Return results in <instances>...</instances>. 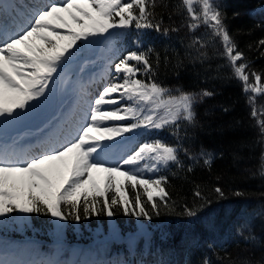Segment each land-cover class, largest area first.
<instances>
[{
    "label": "snow or ice",
    "instance_id": "snow-or-ice-1",
    "mask_svg": "<svg viewBox=\"0 0 264 264\" xmlns=\"http://www.w3.org/2000/svg\"><path fill=\"white\" fill-rule=\"evenodd\" d=\"M181 6L187 14L182 26L192 33L206 29L207 39L193 36L188 47L202 60L207 52L201 49L220 39L224 50L219 54L245 94L252 93L251 115L264 134V106L257 109L255 102V94L264 93L261 76L251 73V83L247 63H237L243 53L223 23L222 6L216 0H181ZM154 8L155 0H0V216L37 213L79 221L93 212L113 217L116 207L126 216L151 220L161 206L175 203H169V178L163 173L183 167L180 133L184 125L196 126L195 105L212 93L169 89L157 81L161 57L140 33L167 36L178 29L162 27ZM133 30V47L115 49L114 37ZM100 43L112 45V55L103 58L99 77L85 79L83 74L96 63L87 53ZM33 119L40 121L30 133L34 145L22 146L19 135L10 144L3 142L8 128ZM153 130H169L176 142L143 139L130 146L138 135ZM199 157L211 167V153ZM261 168L264 175V163ZM212 191L223 198L219 186ZM194 196L209 202L199 186ZM181 215L193 218L197 210L186 207ZM245 226L250 229V222ZM237 234L243 236L239 229ZM243 238L255 240L251 232ZM229 264L253 262L241 258Z\"/></svg>",
    "mask_w": 264,
    "mask_h": 264
},
{
    "label": "trees",
    "instance_id": "trees-1",
    "mask_svg": "<svg viewBox=\"0 0 264 264\" xmlns=\"http://www.w3.org/2000/svg\"><path fill=\"white\" fill-rule=\"evenodd\" d=\"M224 13L226 25L237 50L243 53L247 63L246 74L255 84L251 73L261 76L264 84V0H217ZM154 12L157 19L163 18L162 27L177 28L167 36L149 30L140 33L145 45H152L161 57L157 81L165 88H180L184 91L200 92L207 90L211 96L204 97L195 105L196 126L184 125L180 133L179 153L183 167H170L163 174L169 178L166 190L170 194L171 207L161 206L159 215L153 214L151 220L135 216H126L122 210L114 207L115 215L108 217L104 213L93 212L79 221L71 217L66 222L69 231L67 246L79 249L76 252L86 253L70 262L56 259V264H229L247 258L253 264H264V175H261L264 163V134H261L256 119L251 115L252 106L248 95L243 90V83L234 77L227 59L219 53L223 45L219 38L210 40L205 49L206 59H197L195 48H189L193 36L207 39L206 29L201 26L195 33L184 25L186 9L181 0H155ZM136 33L123 32L116 36L119 50L132 48L131 41ZM167 56V62L164 57ZM154 59V57H153ZM256 95V107L264 106V93ZM162 139L175 143L176 138L169 130H153L149 134L137 136V142L143 139ZM187 149V153L184 152ZM201 152L211 153V167L203 164ZM196 157L198 159H189ZM192 167L189 172L188 167ZM199 186L209 202L198 199L194 192ZM219 186L224 192L223 198L212 189ZM142 197L146 199L142 188ZM242 193L237 196L236 193ZM129 187V197L134 196ZM111 196L112 193H109ZM100 205H97L99 210ZM150 207V205H149ZM187 208H195L197 216L189 218L181 215ZM67 214V207L64 208ZM256 213H261L259 216ZM28 224L23 226L27 232H15L17 220L0 230V235L12 239L33 238L39 241L40 247L49 251L50 243L46 234L50 230L51 215L27 214ZM9 216L18 217L17 214ZM114 222L123 232L115 238L105 239L108 247L105 253L109 260L98 261L89 253L96 251L89 247H100L93 244L90 232L102 231L109 222ZM250 222V229L245 226ZM26 223V221L24 222ZM76 224V225H75ZM13 226V227H12ZM75 227L77 229H75ZM138 227L144 231L142 238L130 246L126 239ZM19 228H17L18 230ZM89 229V230H88ZM243 236L237 234V230ZM38 231L44 234L41 237ZM130 232V233H129ZM249 232L255 240H245ZM24 234V235H23ZM26 236V237H24ZM90 238V239H89ZM82 242V243H81ZM77 253V254H78ZM118 263H113L111 256ZM100 257V256H99ZM75 259V258H74ZM53 261V260H52ZM40 264V263H39Z\"/></svg>",
    "mask_w": 264,
    "mask_h": 264
},
{
    "label": "rangeland",
    "instance_id": "rangeland-1",
    "mask_svg": "<svg viewBox=\"0 0 264 264\" xmlns=\"http://www.w3.org/2000/svg\"><path fill=\"white\" fill-rule=\"evenodd\" d=\"M122 33L120 35H122ZM113 44L115 46V49H118V44H117L115 37L113 39ZM111 48H112V45H105L104 43H100V44L95 45L92 49L88 51L87 55L91 59L95 60L96 63L94 66H91L89 69H87L86 72L83 74L85 79H87L91 75H96L97 77H99V74L102 72L103 66H104L103 58L106 56L112 55ZM73 70L74 71L76 70L75 65H74ZM261 86H264V84L261 83ZM39 123H40L39 120L33 119V120L25 121L17 126L8 128L3 137V142L8 143L9 139L13 140L19 135L23 137L21 141L22 146L28 147L30 145H34L36 143V139L30 133L35 130L36 126ZM26 129H29V131ZM30 129H33V130H30ZM136 139L137 137L134 140H132V143L130 146L136 145L137 143ZM98 175H103V174L93 173L94 177ZM17 215L18 217H16L15 219L14 217H11V216H0V230L2 228H5V231H10L11 228L9 227V230H8L7 226H9V224L12 221L14 223V220H17L18 223L14 225L16 226L15 227L16 230L14 229L12 230L17 233L27 232L28 229H24L23 226L25 224H28L27 222L29 218L28 215L23 214V213H20ZM25 221L26 223H24ZM49 227H50L49 233L46 234V237H48L50 240V243L46 244L50 248L48 252L43 250L39 245V241H36L33 238L12 239V238H9V236L6 235V233L4 235H0V261H8V262L19 261L21 262V264H33V262H35V264H39L40 262L50 261L51 257L54 259L58 258V259H67L68 261H73L74 258L80 257L81 254H84V255L86 254L83 252H79V253L76 252L79 249L77 250L73 249L74 246L72 247L67 246L66 243L68 242V239H65V238H66L67 232L69 231L68 229L69 227L65 221H60L58 220V218L52 217ZM17 228L19 229L17 230ZM75 229L77 228L75 227ZM143 231L144 230L141 227H138L136 230L131 231L134 233L129 234L126 237L128 244L130 246H134L139 241V239L142 238L141 233ZM88 232H90L92 238H94L93 241L99 240L98 242H94L93 244L100 245V247H97V246L89 247L90 249L96 250V251L89 253V255L91 257H97V260H100L106 257L105 253L107 252L106 250L108 249V247L105 246V239H108V238L116 239L118 236H120L123 233L117 227V225L112 221L108 223V226L105 228L104 232L100 230L98 231L90 230ZM38 234L41 237L45 236L44 234L42 235V233H40L39 231H38ZM44 253L48 254L49 256H46Z\"/></svg>",
    "mask_w": 264,
    "mask_h": 264
}]
</instances>
